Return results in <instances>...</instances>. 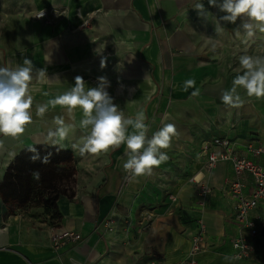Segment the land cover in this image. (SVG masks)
Returning <instances> with one entry per match:
<instances>
[{
  "label": "crops",
  "instance_id": "crops-1",
  "mask_svg": "<svg viewBox=\"0 0 264 264\" xmlns=\"http://www.w3.org/2000/svg\"><path fill=\"white\" fill-rule=\"evenodd\" d=\"M197 2L0 0V65L14 66L27 57L37 69L45 68L50 79L36 78L29 85L33 122L25 132L16 138L0 135V183L22 151L50 145L44 139L55 117L78 124L79 108L74 110L75 120L59 105H49L43 116L36 114L37 105L47 104L74 86L78 75L86 87H96L97 78L106 77L110 81L107 91L126 116L144 113L149 137L162 127V120L174 124L178 132L170 147L162 150L168 161L151 176L125 183L126 145L121 144L101 156V169L80 192L75 188L80 162L72 145L88 130L77 127L63 146H56L74 153L75 160L67 165L76 169L71 183L74 197L63 195L57 200L61 213L57 224L81 232L82 239L56 250L48 227L32 229L41 235L22 234L20 225L4 220L10 205L0 194V264H73V260L78 264H180L200 219L206 224L207 247L196 255L198 264H264L261 235L254 241V257L235 259L232 239L240 235V226L234 200L226 192V179L234 176L232 164L221 161L208 170L207 153L202 150L211 138L227 137L237 153L253 157L247 143L264 141V97L248 98L238 89L246 101L242 106H226L220 99L222 91L232 86L239 57H255L253 50L264 46V33L256 30L245 43L243 35L237 37L234 32L241 24L238 18L235 24L221 22L224 31L217 34L214 16L224 13L202 0L212 15L200 17L192 8ZM41 8L65 12L53 24H46L35 17ZM77 11L85 18L91 15L87 25H82L84 19ZM99 45H104L107 57L103 68L94 51ZM187 79L196 81L198 96H191L192 88L182 90ZM255 159L264 164V156ZM194 175L212 188L209 195L199 194ZM243 181L245 191H251L252 177L245 175ZM258 211L264 224V203Z\"/></svg>",
  "mask_w": 264,
  "mask_h": 264
},
{
  "label": "clouds",
  "instance_id": "clouds-1",
  "mask_svg": "<svg viewBox=\"0 0 264 264\" xmlns=\"http://www.w3.org/2000/svg\"><path fill=\"white\" fill-rule=\"evenodd\" d=\"M210 6L218 8L224 15L216 18L214 16L215 31L221 34L224 27L221 22L236 23L240 18L241 24L234 29L237 37L251 38L256 30L264 33V0H208ZM200 17H208L209 13L202 0L192 7ZM44 12L38 17H42ZM212 15V14H211ZM104 45L96 48L95 54L101 57L100 66L103 68L107 57L103 55ZM240 68L237 69L232 86L221 93V101L226 106L240 107L246 101L242 99L238 89H243L246 97H264V56H250L243 54L239 57ZM50 80L45 68L37 69L33 61L27 57L22 63L14 66L0 65V135L5 137H19L26 129V126L33 122V96L29 93V85L36 78ZM96 87H86L83 77L76 76L75 84L64 93L57 95L47 104L37 105L36 114L43 116L48 106L57 105L65 108L69 116H73L74 110L79 108L82 118L78 124L75 122L66 123L62 116L53 119V127L47 131L44 143L52 147L63 146L62 142L79 127L87 129L77 143L72 145L81 156L91 154L99 156L126 145L123 169L128 174L129 180L142 176H151L155 168L168 161L166 151L171 145L174 137L178 135L177 128L172 123H165L162 120V127L156 130L150 137L147 135L148 126L145 123V115L138 112L135 117L126 116L124 111L114 103V98L107 89L110 81L104 76L98 77ZM55 80H59L57 77ZM194 89L191 96L200 94L194 79H187L182 85V90ZM47 95V93H44ZM131 129V131H129ZM2 145V142H0ZM33 155V162L40 160L41 163L50 162L52 153L41 157L35 146L28 149ZM34 180H40L39 170L32 172ZM73 264H78L73 260Z\"/></svg>",
  "mask_w": 264,
  "mask_h": 264
},
{
  "label": "built area",
  "instance_id": "built-area-1",
  "mask_svg": "<svg viewBox=\"0 0 264 264\" xmlns=\"http://www.w3.org/2000/svg\"><path fill=\"white\" fill-rule=\"evenodd\" d=\"M44 12L42 17H38ZM65 12L56 9L41 8L35 13V17L46 24H53L56 17ZM77 15L84 20L82 25H87L90 16L85 18L82 12L77 11ZM216 146L218 148H213ZM202 150L207 153L206 167L212 170L217 163L229 161L232 164L234 176L226 179L227 194L234 200L235 218L240 226V235L232 239L235 249V259H250L256 255L255 238L261 235L263 226V216L258 208L264 203V164L255 158L264 156V141H249L247 150L253 157H246L237 153L231 141L227 137H213L202 145ZM245 175H250L253 180L251 191L246 192V184L243 181ZM126 173L125 183H128ZM192 180L199 185V194L207 196L212 192V188L203 182V178L192 177ZM113 222L111 221V224ZM112 230V226L109 227ZM207 228L204 220L200 219L198 231L193 235L191 247L187 256L180 264H198L196 255L206 249L205 241ZM49 237L53 248L56 250L61 246L76 243L82 239V233L66 229L62 226L54 227L50 230Z\"/></svg>",
  "mask_w": 264,
  "mask_h": 264
},
{
  "label": "trees",
  "instance_id": "trees-1",
  "mask_svg": "<svg viewBox=\"0 0 264 264\" xmlns=\"http://www.w3.org/2000/svg\"><path fill=\"white\" fill-rule=\"evenodd\" d=\"M43 157L52 153L50 162L41 163L40 160L32 161L28 149L22 151L6 170L3 181L0 183V194L3 201L9 205L17 202L20 204L35 202L43 204L48 213L61 218L57 200L67 195L74 197L75 191L71 188L74 182L76 169L68 166L73 159L70 150L50 145H35ZM39 170L40 180H34L32 172Z\"/></svg>",
  "mask_w": 264,
  "mask_h": 264
},
{
  "label": "rangeland",
  "instance_id": "rangeland-1",
  "mask_svg": "<svg viewBox=\"0 0 264 264\" xmlns=\"http://www.w3.org/2000/svg\"><path fill=\"white\" fill-rule=\"evenodd\" d=\"M255 43H260V40L255 39ZM244 45L245 44H242V46ZM253 53L256 56H264V46H258L257 49L255 48L253 50ZM75 153L77 155L76 157L79 158L76 159V162H80L78 182L75 183V188L76 191L79 190L80 192H82L88 187L90 183V177H92L97 172V170L101 169V156L105 153H102L94 158H92L91 154H85L84 156H81L79 152ZM73 159L75 160L74 153ZM91 167H94V169H91ZM4 218L5 221L9 219V222L11 224H16L18 226L20 225L22 228V234L25 235H28L30 233L29 231L34 232L35 235H41L42 232L37 233L32 229L36 228V230L38 229L40 231L41 229H44V227H48L49 234L52 228L59 226L57 224V215L53 216L52 213H48L43 204H36L34 201L31 203H24L20 205H10L4 215Z\"/></svg>",
  "mask_w": 264,
  "mask_h": 264
},
{
  "label": "water",
  "instance_id": "water-1",
  "mask_svg": "<svg viewBox=\"0 0 264 264\" xmlns=\"http://www.w3.org/2000/svg\"><path fill=\"white\" fill-rule=\"evenodd\" d=\"M261 236H264V224H263L262 229H261Z\"/></svg>",
  "mask_w": 264,
  "mask_h": 264
},
{
  "label": "bare ground",
  "instance_id": "bare-ground-1",
  "mask_svg": "<svg viewBox=\"0 0 264 264\" xmlns=\"http://www.w3.org/2000/svg\"><path fill=\"white\" fill-rule=\"evenodd\" d=\"M91 169H94V167H91Z\"/></svg>",
  "mask_w": 264,
  "mask_h": 264
}]
</instances>
